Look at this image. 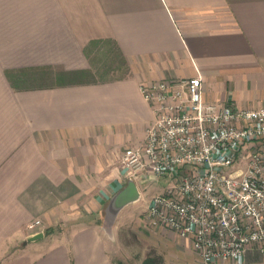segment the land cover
Returning a JSON list of instances; mask_svg holds the SVG:
<instances>
[{"label": "crops", "instance_id": "1", "mask_svg": "<svg viewBox=\"0 0 264 264\" xmlns=\"http://www.w3.org/2000/svg\"><path fill=\"white\" fill-rule=\"evenodd\" d=\"M104 41L123 76L21 83L89 71L88 46ZM197 73L205 101L264 107V0H0V263L118 264L112 233L148 201L136 182L139 198L107 228L106 205L127 181L110 152L144 140L153 111L141 84ZM158 227L160 264H264L257 250L204 263L190 239Z\"/></svg>", "mask_w": 264, "mask_h": 264}, {"label": "built area", "instance_id": "2", "mask_svg": "<svg viewBox=\"0 0 264 264\" xmlns=\"http://www.w3.org/2000/svg\"><path fill=\"white\" fill-rule=\"evenodd\" d=\"M153 119L120 155L126 178L168 179L144 217L190 239L204 263L264 253V107L203 99L201 75L141 84ZM42 225L36 218L30 232Z\"/></svg>", "mask_w": 264, "mask_h": 264}, {"label": "rangeland", "instance_id": "3", "mask_svg": "<svg viewBox=\"0 0 264 264\" xmlns=\"http://www.w3.org/2000/svg\"><path fill=\"white\" fill-rule=\"evenodd\" d=\"M89 50V64L90 70L85 73L78 74H61L58 71L48 69L44 76L45 78H31L28 80H22L26 86H38L42 84H52V83H67L75 81H92L101 80L107 78H117L125 74L126 64L122 61L115 45L112 42H94L88 46ZM30 71H43L39 69H33ZM123 147L118 150V155L110 152L109 163L113 167H119L122 169L120 162V155ZM121 166V167H120ZM168 179L156 180L154 177H150L149 180L139 182L140 188L142 190V200L143 202L149 201L150 197L160 191L161 188L165 187ZM141 202V204L143 203ZM145 213V212H144ZM125 226L113 231L115 240L113 241V249L111 250V255L114 260L119 264H160L161 254L159 249L153 245V242L163 241L164 237L157 235L156 227L152 228L147 225L144 214L142 213L138 217L137 222H126ZM63 226V225H62ZM61 225H56L53 227L54 233L60 232ZM135 227H138L137 230ZM159 228V227H157ZM47 233V234H51ZM147 262V263H145ZM1 264V263H0Z\"/></svg>", "mask_w": 264, "mask_h": 264}, {"label": "water", "instance_id": "4", "mask_svg": "<svg viewBox=\"0 0 264 264\" xmlns=\"http://www.w3.org/2000/svg\"><path fill=\"white\" fill-rule=\"evenodd\" d=\"M140 196L136 181L127 178L126 184L118 190L110 199L105 208V223L111 231V226L120 211L127 203L138 199ZM43 237V232H37L28 237V240H37Z\"/></svg>", "mask_w": 264, "mask_h": 264}, {"label": "trees", "instance_id": "5", "mask_svg": "<svg viewBox=\"0 0 264 264\" xmlns=\"http://www.w3.org/2000/svg\"><path fill=\"white\" fill-rule=\"evenodd\" d=\"M50 232H52V230H50V229H45V233H50ZM145 263H147V262H145ZM119 264V263H118Z\"/></svg>", "mask_w": 264, "mask_h": 264}]
</instances>
